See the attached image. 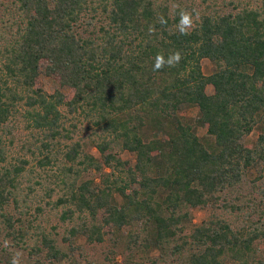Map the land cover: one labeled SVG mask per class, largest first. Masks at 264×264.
<instances>
[{"label":"trees","instance_id":"16d2710c","mask_svg":"<svg viewBox=\"0 0 264 264\" xmlns=\"http://www.w3.org/2000/svg\"><path fill=\"white\" fill-rule=\"evenodd\" d=\"M197 2L0 0V264H99L87 248L107 242L110 264H264V187L249 180L264 169V0ZM42 72L68 92H47ZM17 121L36 141L24 149L58 171L45 205L28 203L27 155L11 160ZM47 206L62 233L41 222Z\"/></svg>","mask_w":264,"mask_h":264},{"label":"rangeland","instance_id":"374dc122","mask_svg":"<svg viewBox=\"0 0 264 264\" xmlns=\"http://www.w3.org/2000/svg\"><path fill=\"white\" fill-rule=\"evenodd\" d=\"M222 1L223 0H219L218 4L216 5L214 4V1L206 2L205 4L202 3L201 5V2L198 0L197 3L200 5V8L203 7L206 8L207 5L210 4L211 7L209 10H212L213 8L221 7L223 5ZM259 1L260 0H245V2H248L252 5H256L257 2ZM202 64H203L204 72L206 74H210L213 69V64L210 62V60L205 58L203 59ZM41 81L43 87L49 93L54 92L56 89H60L65 93L68 92L69 90L68 87L61 86V84L48 77L44 72H42L41 74ZM213 90L214 88L212 85H209L207 87L208 93H212ZM196 112H197L196 108H185V110L183 111V113L188 117H194ZM13 125H14V129H13L14 139H13V143L10 144L11 160L14 161L15 157L20 155L24 156V154H26L27 158L31 161L29 167L34 170L32 173L28 172V175L26 176V179L23 183V187H25L26 192L28 191L26 186L32 185L35 189L34 192L30 194L31 199H29L30 202L28 203L33 204V206H35L37 204V200L40 199L43 202V205H45L46 200L48 198L45 197L44 186L46 184H49L48 174L51 172L57 173L58 171L55 169V167H47L44 169L38 165L37 158L32 156L30 153H28L23 147L24 142L26 140L36 142L35 138L29 133L23 122L17 121L13 123ZM205 132H206V128L204 127L197 128V133L199 135L202 136L205 134ZM91 134H92V128L87 122H84L77 132V136L83 137L84 139H87L88 136H90ZM257 134H258L257 131L253 132L251 135L245 137V141L247 143L254 141L255 138L257 137ZM37 144L39 143L37 142ZM93 151L96 152L95 149ZM259 175H261V179L257 180L256 184L264 187V169H261V166H257L253 170V172L249 175V180H254ZM52 180H54V178H52ZM38 181L42 182V184H36V182ZM248 192H251L254 195V197L258 199V201H260L263 196L258 188L252 186V183H250V181H248V183L246 184L245 189L243 190V194ZM32 211H34V207ZM218 212L222 216H226V218L232 220L236 218L235 213L232 212L231 210L227 211L225 209H220ZM194 215H195V221L200 222L206 216V213L201 210H194ZM40 220L43 223V225L46 226L48 229H51V227L55 225L60 226L58 230L61 233L64 231V228L67 225L66 223H63L59 220L58 214L56 213L55 210H52L50 206H47V213ZM108 246H109V242L103 244H96L94 246H88L87 248L88 257H90L93 260H96L99 264H110V262L106 260ZM121 260H122V255H118L117 261L121 262Z\"/></svg>","mask_w":264,"mask_h":264},{"label":"clouds","instance_id":"9594fccd","mask_svg":"<svg viewBox=\"0 0 264 264\" xmlns=\"http://www.w3.org/2000/svg\"><path fill=\"white\" fill-rule=\"evenodd\" d=\"M166 23V21H162ZM194 16L193 11L181 8L179 10V24L177 25L178 31L181 35L190 34V30L194 25ZM149 31H152L150 28ZM182 59V55L179 50L172 52L168 55L167 58L163 55V53H157L154 59L153 70H159L165 66L174 67L179 61ZM5 246H7V242H5ZM20 253H16L12 257L11 264H20Z\"/></svg>","mask_w":264,"mask_h":264}]
</instances>
